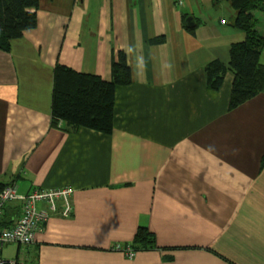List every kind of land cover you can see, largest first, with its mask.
<instances>
[{
    "label": "crops",
    "instance_id": "crops-1",
    "mask_svg": "<svg viewBox=\"0 0 264 264\" xmlns=\"http://www.w3.org/2000/svg\"><path fill=\"white\" fill-rule=\"evenodd\" d=\"M36 12V26L0 50V190L70 186L73 209L61 214L58 201L31 244L0 255L17 264H264V93L229 109L233 74L212 93L203 70L227 63L245 37L229 3L38 0ZM255 14L264 36V11ZM113 50L125 52L132 81L115 90L111 134L51 127L56 63L109 80ZM20 212L19 200L7 202L0 227ZM139 226L157 248L132 258L112 249Z\"/></svg>",
    "mask_w": 264,
    "mask_h": 264
},
{
    "label": "trees",
    "instance_id": "trees-1",
    "mask_svg": "<svg viewBox=\"0 0 264 264\" xmlns=\"http://www.w3.org/2000/svg\"><path fill=\"white\" fill-rule=\"evenodd\" d=\"M221 1H227L232 7L233 25L242 30L245 37L231 44L227 63L213 59L203 70L207 88L212 93L222 86L228 71L233 74L228 104V108L233 109L255 95L264 93V64L259 61L264 36L256 28L255 14L257 10L264 11V0H214V5ZM37 7L38 0H0V50L8 52L13 40L36 26ZM110 69V79L105 80L97 74L79 72L56 63L53 68L51 127L62 130L83 127L111 134L115 90L132 81L131 68L124 51H112ZM128 244L135 253L157 248L155 235L144 226L138 227Z\"/></svg>",
    "mask_w": 264,
    "mask_h": 264
},
{
    "label": "built area",
    "instance_id": "built-area-1",
    "mask_svg": "<svg viewBox=\"0 0 264 264\" xmlns=\"http://www.w3.org/2000/svg\"><path fill=\"white\" fill-rule=\"evenodd\" d=\"M175 1L182 4L184 0ZM72 193L73 188L63 186L50 189L33 188L29 192L19 195L13 186H3L0 190V216L3 212V206L12 200L21 202V215L9 227H0V252L7 243L15 242L26 245L33 242L36 233L46 223L50 211L55 210L58 201L63 204L61 214L68 215L72 210L70 203ZM40 204L47 207H40ZM112 249L121 252L128 258L135 255L128 243H117ZM0 264H17V262L14 259H5L0 255Z\"/></svg>",
    "mask_w": 264,
    "mask_h": 264
},
{
    "label": "water",
    "instance_id": "water-1",
    "mask_svg": "<svg viewBox=\"0 0 264 264\" xmlns=\"http://www.w3.org/2000/svg\"><path fill=\"white\" fill-rule=\"evenodd\" d=\"M190 20L192 19V18H189Z\"/></svg>",
    "mask_w": 264,
    "mask_h": 264
},
{
    "label": "clouds",
    "instance_id": "clouds-1",
    "mask_svg": "<svg viewBox=\"0 0 264 264\" xmlns=\"http://www.w3.org/2000/svg\"><path fill=\"white\" fill-rule=\"evenodd\" d=\"M225 21V20H224Z\"/></svg>",
    "mask_w": 264,
    "mask_h": 264
}]
</instances>
